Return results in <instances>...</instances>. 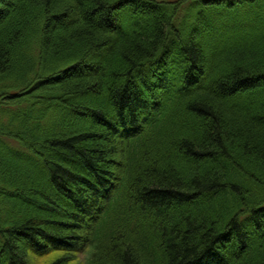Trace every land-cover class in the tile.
Masks as SVG:
<instances>
[{
    "label": "trees",
    "instance_id": "16d2710c",
    "mask_svg": "<svg viewBox=\"0 0 264 264\" xmlns=\"http://www.w3.org/2000/svg\"><path fill=\"white\" fill-rule=\"evenodd\" d=\"M52 253L264 264V0H0V264Z\"/></svg>",
    "mask_w": 264,
    "mask_h": 264
},
{
    "label": "rangeland",
    "instance_id": "374dc122",
    "mask_svg": "<svg viewBox=\"0 0 264 264\" xmlns=\"http://www.w3.org/2000/svg\"><path fill=\"white\" fill-rule=\"evenodd\" d=\"M119 163V160H117V164ZM60 254L52 253L48 257H34L33 255L29 256L30 264H49L51 261L56 259Z\"/></svg>",
    "mask_w": 264,
    "mask_h": 264
}]
</instances>
